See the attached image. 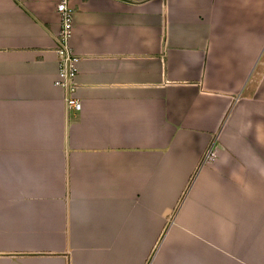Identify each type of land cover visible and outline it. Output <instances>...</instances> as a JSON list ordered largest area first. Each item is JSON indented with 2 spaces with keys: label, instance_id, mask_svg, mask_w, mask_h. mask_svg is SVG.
<instances>
[{
  "label": "crops",
  "instance_id": "1",
  "mask_svg": "<svg viewBox=\"0 0 264 264\" xmlns=\"http://www.w3.org/2000/svg\"><path fill=\"white\" fill-rule=\"evenodd\" d=\"M59 1L0 0V264H264V0H71L80 110Z\"/></svg>",
  "mask_w": 264,
  "mask_h": 264
},
{
  "label": "built area",
  "instance_id": "2",
  "mask_svg": "<svg viewBox=\"0 0 264 264\" xmlns=\"http://www.w3.org/2000/svg\"><path fill=\"white\" fill-rule=\"evenodd\" d=\"M70 4L71 0H60L57 4V13L60 17L61 27L59 30V47L57 50L60 59V70L56 84L68 90V107L80 110L81 105L74 98L78 58L70 52L68 47V41L72 35L74 23V11ZM218 154L219 150L216 146V141H213L207 148L201 165L204 166L213 163L218 158Z\"/></svg>",
  "mask_w": 264,
  "mask_h": 264
}]
</instances>
